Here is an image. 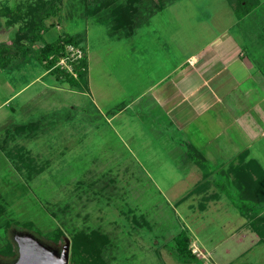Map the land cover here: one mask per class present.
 <instances>
[{
  "label": "rangeland",
  "instance_id": "1",
  "mask_svg": "<svg viewBox=\"0 0 264 264\" xmlns=\"http://www.w3.org/2000/svg\"><path fill=\"white\" fill-rule=\"evenodd\" d=\"M49 1L0 0V43H26L23 31L29 10L37 13V6ZM104 1L102 6V0H61L56 16L44 21L45 25L53 24L47 40L62 34L78 37L77 45L65 49H76L79 58L68 57L65 52L70 62L63 64L60 59L56 64L59 70L75 79L73 66L84 58L85 46L95 56L96 61L90 55L87 72L84 60L81 87L85 90L88 82L87 93L70 86L61 74L58 79L48 71L44 74L33 59L12 60L0 69V102H8L0 108V264L20 260L22 239L32 240L51 259L62 260L65 254V264H70L72 238L90 232L107 238L100 252L105 264H182L171 254V240H166L180 230L187 234V248L197 259L190 264H264V184L255 182V169L250 164L245 163L246 171L255 185H249L242 198L262 204L255 217L242 216L232 202L226 179L218 174L213 180L224 191L221 197L228 198L226 208L216 204L210 212L218 214L208 222L201 218L181 220L162 198L173 195L163 191L178 177L165 170V162L159 161L155 152L147 159L145 155L131 159L114 136L120 119L108 126L103 122L105 115H98L92 105L104 110L96 94L102 87L111 88L109 93L114 94L136 84L138 90V85L145 86L147 79L155 76L141 62V80H134L125 70L113 71L117 57H125L130 44L141 49L147 37V28L141 24L138 29L131 26L132 32L140 34V41L135 42L134 36L126 43L116 40L126 32L129 11L131 24L156 13L151 21L160 27L158 37L170 34L168 45H162V37V44L152 40L157 35L151 34L150 42H144L149 44L146 54L155 49H162L163 54L173 45L179 58L186 48L196 51L230 26L235 14L239 18L232 33L264 73V0H254L247 12L235 10L234 3L226 0ZM10 8L14 16L6 15ZM100 44L103 49L97 52ZM108 56L113 69L106 65ZM108 100L114 103L121 97L114 95ZM94 124L97 129H93ZM151 148L155 150V146ZM9 149L11 160L4 154ZM152 157L158 160L151 161ZM261 161L264 163V158L250 162L264 176ZM34 168L40 171L33 176ZM187 221H191L189 226ZM4 222L9 224L3 227ZM53 231L59 232L56 240L48 237ZM188 232L197 237L195 246Z\"/></svg>",
  "mask_w": 264,
  "mask_h": 264
},
{
  "label": "crops",
  "instance_id": "2",
  "mask_svg": "<svg viewBox=\"0 0 264 264\" xmlns=\"http://www.w3.org/2000/svg\"><path fill=\"white\" fill-rule=\"evenodd\" d=\"M155 14L138 20L140 23L137 21V24L135 21L133 24L127 22L126 32L123 31L122 37L118 36L116 40L126 43L134 36L137 37L135 42L140 41V34L132 32L131 26L135 25L138 29L144 24L147 28L144 42H150V35L156 34L157 37L152 40L162 44V37L165 41L162 45H168L170 34L158 37L160 27L157 28L151 21ZM232 17L234 20L230 26L204 42L196 51L190 52L186 48L180 58L173 45L163 54L162 49L146 54L149 44L144 42L141 49L130 44L126 58L118 56L114 61V69L108 56L106 65L114 72L125 70L134 80H141L138 74V63L141 62L155 76L147 79L149 82L145 86L138 85V90L137 84L132 88L118 89L122 91L118 94L109 93L111 88H100L96 94L103 111L92 103L98 115H105L104 124L110 126L120 119L121 125L115 128L114 136L131 159L139 160L138 155H145L147 159V155L155 152L159 161L165 162V170L170 169L178 177L163 191L173 195L162 198L166 206L174 210L175 217L179 216L181 220L201 218L205 220L203 222H208L218 214L210 212L216 204L222 203L225 208L228 205L225 200L228 198L221 197L224 191L213 177L221 174L226 178L239 168L238 163L248 165L250 161L259 162L260 158H264V73L257 67V62L247 56L246 49L232 33L239 18L235 14ZM49 31L43 35L45 42L56 39L52 36L51 40L46 39ZM98 49H103L102 44L95 50L98 52ZM88 54L85 46L86 72L87 61L93 55ZM92 60L96 61L95 56ZM43 73L47 74L44 69ZM86 80L89 81L87 76ZM89 89L87 82L85 90L82 88L79 92L84 90L87 93ZM114 95L121 100L109 101V97ZM7 103V99L1 101L0 108ZM97 128L94 124L93 129ZM154 146L155 150L151 148ZM150 160L158 159L152 157ZM260 167L264 170L263 161ZM196 186V190L189 193ZM170 198L173 201H169ZM184 203L186 205L182 207ZM184 209L188 212L185 213ZM190 223L187 221L186 225ZM176 234L166 240H172ZM192 236L190 232L191 244L195 246L197 237L194 236V239Z\"/></svg>",
  "mask_w": 264,
  "mask_h": 264
},
{
  "label": "trees",
  "instance_id": "3",
  "mask_svg": "<svg viewBox=\"0 0 264 264\" xmlns=\"http://www.w3.org/2000/svg\"><path fill=\"white\" fill-rule=\"evenodd\" d=\"M234 3L235 10H244L248 11V7L253 5L254 0H226V2ZM250 2V5L248 3ZM61 0H50L47 4H40L37 6V13L33 9H30V18L25 22V30L23 31L24 39L26 43H17L12 42L13 46H8L7 44L0 43V69L12 60L26 61V59H33L42 69L48 71L49 75H52L54 78L58 79L60 74L62 75L65 82L69 83L70 86L81 90V82L85 80L84 77V58L76 62V66H73V70L76 73V78H72L70 75H67L62 69L59 70L56 64L60 59H64L67 63L70 62L68 59H65V47L67 45H77L76 38L77 36H71L67 34H62L57 36V38L51 42H45L43 35L52 28L53 24L45 25L44 21L55 17L59 11V4ZM106 4V1L102 0V6ZM159 9V6H157ZM157 9V10H158ZM128 10V9H127ZM132 10V9H131ZM130 12V11H129ZM127 14V22L131 21L129 17L130 14ZM13 10L11 8L6 11V15H13ZM127 13V12H126ZM14 16V15H13ZM124 19V15H122ZM8 24H10L8 22ZM13 40V39H12ZM11 44V45H12ZM37 45L36 49H32L33 45ZM2 151L4 149L2 148ZM11 149L4 152L6 157L11 160L12 156L10 154ZM3 154V155H4ZM250 165L253 166L255 170L253 172L255 175V182H260L264 184V176H261L260 169L254 165L253 162H250ZM239 168L235 169L232 174L226 177L227 188L230 187L232 190V202L235 207L240 211L242 216L245 219H250L255 217L258 214V211L262 208V204L258 202H252L248 197H243L244 191L248 190L249 185H255V182L250 179V176L247 174L245 163L239 165ZM252 169V168H251ZM40 171L37 168L32 169L31 175H36ZM27 178L30 176L27 174ZM253 185H251L253 187ZM197 186L193 188L189 193L195 191ZM187 193V194H189ZM186 194V195H187ZM250 217V218H249ZM9 222H4L2 225L7 226ZM27 226L28 223L23 224ZM54 233L55 235H52ZM48 237H52L53 240H56L59 237V232H51ZM107 238L102 234L96 232L78 233L72 238V243L70 244L69 250V261L70 264H105L104 260L100 258V252L104 247V242ZM103 241V243H102ZM171 254H173L174 259L180 263H190L194 262L195 258L190 253V250L187 248L188 245V236L181 230L171 240Z\"/></svg>",
  "mask_w": 264,
  "mask_h": 264
},
{
  "label": "water",
  "instance_id": "4",
  "mask_svg": "<svg viewBox=\"0 0 264 264\" xmlns=\"http://www.w3.org/2000/svg\"><path fill=\"white\" fill-rule=\"evenodd\" d=\"M21 258L16 264H65L66 256L62 260L51 259L36 243L29 239L20 242Z\"/></svg>",
  "mask_w": 264,
  "mask_h": 264
},
{
  "label": "built area",
  "instance_id": "5",
  "mask_svg": "<svg viewBox=\"0 0 264 264\" xmlns=\"http://www.w3.org/2000/svg\"><path fill=\"white\" fill-rule=\"evenodd\" d=\"M68 49L67 48L65 49V52H66L68 57L72 56L71 58H73V59L79 58V52L76 49H73V50L70 49V48H68ZM66 50H68V51H66ZM62 61H63V64H64V60L63 59H61V61H59V62L62 63Z\"/></svg>",
  "mask_w": 264,
  "mask_h": 264
}]
</instances>
